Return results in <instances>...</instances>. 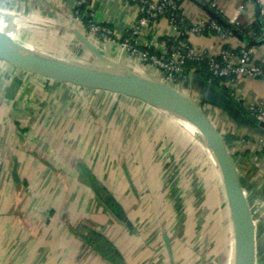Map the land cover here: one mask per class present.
I'll use <instances>...</instances> for the list:
<instances>
[{"label":"crops","instance_id":"crops-1","mask_svg":"<svg viewBox=\"0 0 264 264\" xmlns=\"http://www.w3.org/2000/svg\"><path fill=\"white\" fill-rule=\"evenodd\" d=\"M198 1L207 7L213 3L211 10L221 12L219 16L249 42L261 43L244 44L234 35L222 42L205 32L186 37L191 47L213 55L222 48L251 50L255 60H264V24L255 4ZM180 6L191 24L214 20L187 0ZM241 7L245 12L237 24L232 23ZM90 9L92 20L108 27L116 39L125 36L139 18L137 6L127 0H91ZM73 11L74 0H0V31L26 47L92 62L77 32L109 63L139 76L157 74L115 42L98 43L87 25L74 19ZM173 36L169 21L159 18L141 28L135 44L146 49L152 43L149 50L160 53L165 50L163 41ZM207 83L189 71L180 86L211 120L235 162L254 224V264H264V128L247 110L264 104V80L236 77L224 87ZM99 98L110 99L111 109L101 108ZM143 106L127 96L54 81L0 60V264L191 262L192 244L175 241L179 225L173 222L176 213L164 206L155 174L162 167L145 139L148 132L132 127ZM119 108L124 111L122 119L114 114ZM144 109L164 120L165 114ZM167 123L166 127H178ZM145 179L153 191L150 198L142 194ZM190 206L183 232L187 238L193 225ZM225 211L232 230L227 207ZM203 245L201 263L205 264L207 245Z\"/></svg>","mask_w":264,"mask_h":264},{"label":"water","instance_id":"water-1","mask_svg":"<svg viewBox=\"0 0 264 264\" xmlns=\"http://www.w3.org/2000/svg\"><path fill=\"white\" fill-rule=\"evenodd\" d=\"M204 11L223 28H230L223 18L198 0H187ZM3 40L0 44V60L27 72L54 81L68 83L89 90L120 94L146 102L162 111L170 113L175 119L183 116L200 132L201 142L212 158L225 194L228 213L231 219L236 264L255 263L254 224L251 219L248 203L241 188L235 162L218 130L205 114L203 109L192 98L174 87L168 86L155 76L144 77L129 72L118 65L109 63L97 47L81 34L74 32L83 47L93 56L92 62L78 61L35 50L13 41L5 32L0 31ZM233 35L244 44L256 45L261 42H249L237 30ZM264 42V39L262 40ZM41 53L64 58L77 64L112 66L115 70H124L126 74L102 75L92 69H81L64 63H57L44 57ZM210 87L212 84L207 83ZM241 120L240 118L238 119ZM256 120V119H255ZM264 128V123L256 120ZM168 245V237L163 236ZM170 253V249H168Z\"/></svg>","mask_w":264,"mask_h":264},{"label":"rangeland","instance_id":"rangeland-1","mask_svg":"<svg viewBox=\"0 0 264 264\" xmlns=\"http://www.w3.org/2000/svg\"><path fill=\"white\" fill-rule=\"evenodd\" d=\"M74 60L82 61L80 59ZM89 61L87 62L89 63ZM120 73L126 74L124 70H120ZM103 98H99L101 108L111 109V100ZM143 104L140 117L138 120H134L135 122L133 121L132 127L135 130L140 128L147 130L148 135L145 139L153 148H151L152 155H155L154 157L161 164L162 168L155 174L160 178V187L165 197L164 206L176 213L177 220L174 218L173 222L176 226L179 225L177 234L179 239L175 237V241L178 240V244H187V241L192 244L189 250L191 252L189 264H202L203 244L207 245L205 264H227L229 255H235V249L232 253L234 247L233 234L231 228L229 229L225 214V207L228 208V206L227 203L226 206L224 203L226 198L221 182L219 179L217 180L219 175H215L218 174L216 166L205 150L201 137L193 129L183 125L180 120L175 119L170 113L146 102ZM144 108H153L152 110L165 114L164 120ZM114 111V114L119 115L118 118L122 119V112L124 111L122 109H114ZM130 117L133 118V116H129L128 119ZM168 120L174 125L176 124L177 128L188 131L191 137L181 135L182 131L177 128L166 127ZM125 122L127 121L125 120ZM125 127L128 128L126 123ZM145 183H148L147 180ZM142 191L146 198H150L153 192L148 184ZM189 191L191 192L190 202L187 201ZM189 204H191L190 209L193 211L189 215V222H193V225L190 223V238H187L186 234L184 235V222L187 221L186 212Z\"/></svg>","mask_w":264,"mask_h":264},{"label":"built area","instance_id":"built-area-1","mask_svg":"<svg viewBox=\"0 0 264 264\" xmlns=\"http://www.w3.org/2000/svg\"><path fill=\"white\" fill-rule=\"evenodd\" d=\"M135 4L138 8L139 18L135 26L123 37L116 39L106 26L96 24L93 20V13L90 9L91 0H74V19L80 21L78 8L84 7L88 16L87 27L95 40L100 43L115 42L119 47L125 50L131 57L137 58L139 62L149 64L157 70L156 78L168 86L183 91L184 94L194 100L192 95L181 89V83L185 79L186 61L196 63L205 62L209 71L213 76L226 78L225 83H232L236 77H244L247 79L264 80V60H255L251 50H237L234 48H222L219 54H206L187 42L175 44L179 38L188 35H202L205 32H212L217 35L222 42L233 36L230 29L223 28L215 20H203L196 24H191L187 18L181 13L180 0H127ZM255 4L258 7L260 18L264 24V0H245ZM210 9L214 8L213 3H209ZM244 8H239L233 14L232 23H236L237 18L244 13ZM221 15V12H219ZM221 17V16H220ZM159 18H166L173 27L174 36L170 37L172 44L168 46L169 39L163 41L165 50L152 54L149 48L139 49L135 44V37L140 33L141 28L149 22ZM229 24V23H228ZM237 24V23H236ZM264 39V29L262 31ZM196 69L189 71L195 72ZM210 83V82H208ZM113 94V93H110ZM195 101V100H194ZM196 102V101H195ZM256 120L264 123V104L252 105L247 108Z\"/></svg>","mask_w":264,"mask_h":264},{"label":"trees","instance_id":"trees-1","mask_svg":"<svg viewBox=\"0 0 264 264\" xmlns=\"http://www.w3.org/2000/svg\"><path fill=\"white\" fill-rule=\"evenodd\" d=\"M182 1L183 0H180L179 3L181 4ZM78 14L80 16V20L87 25L88 16L86 14V10L84 9V7L78 8ZM226 29H230V28H226ZM232 29H235V27L231 26L230 30L232 31ZM235 30L238 31L237 28ZM185 39H186V37L179 38L177 41H175V44H179L180 42H183V41L186 42ZM169 40L170 41L168 42V46H170L173 43L172 42L173 39L170 38ZM149 52L152 54H158L152 50H149ZM184 67L186 68V74L189 72L190 69L194 68V69H196L195 72L198 73L206 82H210L211 84H213L216 87H224V84L226 82V78L213 76L212 73L209 71V68L205 62H201L198 64L196 62L186 61L184 64Z\"/></svg>","mask_w":264,"mask_h":264},{"label":"bare ground","instance_id":"bare-ground-1","mask_svg":"<svg viewBox=\"0 0 264 264\" xmlns=\"http://www.w3.org/2000/svg\"><path fill=\"white\" fill-rule=\"evenodd\" d=\"M3 37L0 33V44L2 43ZM44 57L53 60L57 63H64V64H68L74 67H79L81 69L87 68V69H92L94 70L95 73L97 74H102V75H109V76H113V75H120V72L115 70L114 68L110 67V66H102V65H88V64H77L75 62H71L70 60H66L64 58H60V57H55V56H50L46 53H41ZM177 120H180L182 122L183 125H185L186 127L193 129L199 136H201L200 132L197 130V128L189 121L187 120L185 117L183 116H177L176 118ZM233 234V233H232ZM231 249V248H230ZM234 247L232 249V253H233ZM227 264H236V257L235 255L231 254L229 255V261Z\"/></svg>","mask_w":264,"mask_h":264}]
</instances>
